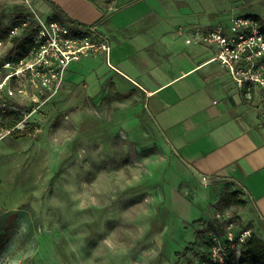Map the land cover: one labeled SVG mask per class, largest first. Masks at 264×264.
<instances>
[{"label": "rangeland", "instance_id": "rangeland-1", "mask_svg": "<svg viewBox=\"0 0 264 264\" xmlns=\"http://www.w3.org/2000/svg\"><path fill=\"white\" fill-rule=\"evenodd\" d=\"M97 1L109 13L131 3L125 14L179 12L195 26L234 15L264 26V0ZM41 2L0 0L10 54L21 43H10L11 27L31 9L40 12ZM86 25L77 22L72 32L85 34ZM96 25L107 34L108 22ZM111 73L105 54L74 61L56 94L21 102L14 112L21 127L0 117V264H202L215 235L238 264L252 233L264 239V222L247 201L236 203L243 194L231 181H198L196 189L174 182L148 119L124 127L125 98L113 92Z\"/></svg>", "mask_w": 264, "mask_h": 264}, {"label": "crops", "instance_id": "crops-1", "mask_svg": "<svg viewBox=\"0 0 264 264\" xmlns=\"http://www.w3.org/2000/svg\"><path fill=\"white\" fill-rule=\"evenodd\" d=\"M51 1L76 23L102 29L108 22L102 31L113 67L106 62L113 92L125 98L123 125L148 119L162 149L157 158L167 162L174 182L188 180L194 187L198 181H231L264 222V89L241 87L214 59L213 47L188 45L186 35L195 25L179 12L125 14L131 3L109 13L97 0ZM39 10L51 15L54 8L42 0ZM168 20L185 33L178 25L172 30Z\"/></svg>", "mask_w": 264, "mask_h": 264}, {"label": "built area", "instance_id": "built-area-1", "mask_svg": "<svg viewBox=\"0 0 264 264\" xmlns=\"http://www.w3.org/2000/svg\"><path fill=\"white\" fill-rule=\"evenodd\" d=\"M72 26L60 19H48L33 8L10 29V43L16 38L21 41L15 54H10L4 48V40L0 39L2 119L7 112L19 110L24 100L40 101L42 97L56 94L74 61L100 53L106 55L113 67L108 37L96 32L97 25L87 24L85 29L90 31L85 34H74ZM179 33L184 34L185 29L179 28ZM185 41L188 45L213 47L214 59L241 87L264 89V26L257 17L234 15L226 23L197 25L190 28ZM13 127H21V124L17 122ZM233 240L229 232L228 241ZM226 249L222 239L215 235L208 259L202 264H226Z\"/></svg>", "mask_w": 264, "mask_h": 264}, {"label": "trees", "instance_id": "trees-1", "mask_svg": "<svg viewBox=\"0 0 264 264\" xmlns=\"http://www.w3.org/2000/svg\"><path fill=\"white\" fill-rule=\"evenodd\" d=\"M51 5L54 8V11L51 15H49L48 19H60L62 17L66 18L69 23L75 24L76 21L72 18L66 16L58 4H56L54 1L48 0ZM27 15V14H26ZM26 15L21 16L24 18ZM7 35V32L4 33V36ZM3 37L0 34V39ZM15 113L14 112H7L5 116L3 117L2 121L3 124L7 127H13L16 125L17 120L14 118ZM237 204L244 205L245 201L240 199H235ZM208 254H205L204 258L202 259V262L204 260L208 259ZM226 264H234L231 261L229 262L227 259ZM238 264H264V239L259 237L258 235L252 233L244 243V247L242 250V253L240 255Z\"/></svg>", "mask_w": 264, "mask_h": 264}]
</instances>
